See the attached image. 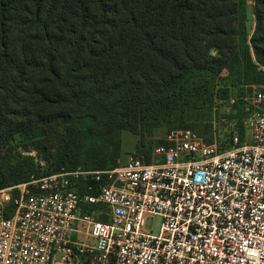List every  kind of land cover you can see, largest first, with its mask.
Listing matches in <instances>:
<instances>
[{
	"label": "trees",
	"instance_id": "16d2710c",
	"mask_svg": "<svg viewBox=\"0 0 264 264\" xmlns=\"http://www.w3.org/2000/svg\"><path fill=\"white\" fill-rule=\"evenodd\" d=\"M245 2L0 0V190L62 168L99 171V146L173 112L205 107L213 126L236 117L244 136L239 98L264 85V0H252L250 39ZM223 72L237 89L222 100ZM231 98L235 114L215 109ZM16 135L27 137L19 149Z\"/></svg>",
	"mask_w": 264,
	"mask_h": 264
},
{
	"label": "built area",
	"instance_id": "2783aa9c",
	"mask_svg": "<svg viewBox=\"0 0 264 264\" xmlns=\"http://www.w3.org/2000/svg\"><path fill=\"white\" fill-rule=\"evenodd\" d=\"M239 100L247 143L176 130L149 159L1 189L0 264H264V85Z\"/></svg>",
	"mask_w": 264,
	"mask_h": 264
},
{
	"label": "rangeland",
	"instance_id": "374dc122",
	"mask_svg": "<svg viewBox=\"0 0 264 264\" xmlns=\"http://www.w3.org/2000/svg\"><path fill=\"white\" fill-rule=\"evenodd\" d=\"M245 1V26L248 39H250L255 27V17L253 14L252 0ZM250 52L252 55L251 50ZM252 61L255 62L253 57ZM255 66L258 69H263L258 64ZM252 83L254 82H251V84ZM213 87L214 97L222 100L226 99V97H223V90H226L227 92L229 91L228 95L233 96L236 94L237 89L234 87L232 81L228 79L226 72L221 74ZM205 93L208 94V91ZM211 122V111L205 107L201 109L199 108L198 110L191 109L181 113L173 112L171 113L169 120L159 127H145L136 134L129 131H122L118 142L109 144L107 146H99L96 149V152L92 156V163H100L104 165L103 168H96L97 170L109 168L112 169L113 165L116 167L121 166L130 155L137 154L144 156V153L151 152L154 148L163 143L166 135L176 130L189 129L198 133L206 141H212L214 139L222 141L225 139L226 135L236 129L235 126L238 120L222 121L221 119V121L214 126L211 124ZM244 129V136H240L242 138L240 142L241 144L249 142L250 139L249 130L246 127H244ZM11 143V145H14L16 149H19L21 148L19 146H24L27 144V137L16 135L15 139H13ZM150 228L151 221H148L147 229Z\"/></svg>",
	"mask_w": 264,
	"mask_h": 264
}]
</instances>
